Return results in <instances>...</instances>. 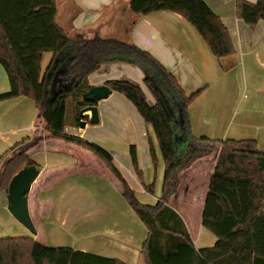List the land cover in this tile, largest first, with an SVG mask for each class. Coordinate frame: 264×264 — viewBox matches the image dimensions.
I'll return each mask as SVG.
<instances>
[{
    "label": "trees",
    "instance_id": "1",
    "mask_svg": "<svg viewBox=\"0 0 264 264\" xmlns=\"http://www.w3.org/2000/svg\"><path fill=\"white\" fill-rule=\"evenodd\" d=\"M128 2L131 12L137 16L161 11L182 16L218 60L235 54L227 29L203 0ZM235 16L248 26L256 25L264 20V0L254 4L235 0ZM56 17L55 0H0V65L10 86L9 92L0 94V102L30 99L49 140L90 153L107 168L147 230L141 249L144 264H264V153L259 151L255 141L194 137L187 127L185 151L177 155L173 111L178 107L185 113L200 91L187 97L176 79L155 58L130 42L98 36L88 39L82 34L67 36ZM45 53H51L52 59L42 74L41 61ZM109 63L138 67L143 74V84L155 99L150 105L141 87L128 80L104 83L111 92L119 93L130 102L144 124L153 130L164 163L161 197L153 206L138 202L107 151L65 132L68 126L66 101L73 104L74 126L78 127V113L89 105L82 101L91 88L87 78ZM27 143H30L29 138L7 148L0 156V192L5 195L11 178L18 171L30 166L38 169L32 154H28L33 146L7 158L18 146ZM217 149L219 157L201 217V226L216 242L210 248L196 249L183 219L168 202L177 195L179 174ZM129 153L136 167L134 146ZM150 156L154 161L151 144ZM144 190L151 193L152 186H144ZM0 264L122 263L69 248L46 247L25 236L0 238Z\"/></svg>",
    "mask_w": 264,
    "mask_h": 264
},
{
    "label": "crops",
    "instance_id": "2",
    "mask_svg": "<svg viewBox=\"0 0 264 264\" xmlns=\"http://www.w3.org/2000/svg\"><path fill=\"white\" fill-rule=\"evenodd\" d=\"M55 1L56 22L67 36L82 34L89 39L96 34L101 36V32H110L111 27L120 26L125 41L136 45L155 58L176 79L187 97L200 91L185 113L178 107L173 111L172 126L177 155L185 151L187 127L194 137H206L218 141L253 140L259 151L264 153V20L254 26H248L236 18L235 0H203L220 18L235 50L233 56L218 60L212 55L195 28L178 14L161 11L137 16L131 12L128 0L125 4L121 2L122 0ZM245 1L254 4L257 0ZM51 59V53L42 55V74ZM137 69L138 67L123 63L104 64L88 76V85L90 87L104 86V83L109 80H128L139 85L146 97V92L149 91L143 84V74H140V69L139 71ZM242 89L248 93V98H242ZM9 90L7 75L0 65V94L7 93ZM115 93L111 92V95ZM110 96L107 101L101 100L95 105L99 117L97 125L86 124L84 128H81L79 123L78 127H75L74 123L70 122L67 111L68 126L65 132L87 139L88 131H96L100 129L98 127L104 128L100 122V110L104 103L112 100ZM117 97L116 106H112L113 110L110 113L113 118V132L120 131L119 128L115 129L114 125L119 127L121 122L125 121L126 115L139 123L134 107L127 104L122 95L119 94ZM66 102L71 105L74 113L71 101ZM25 138L31 139L30 143L40 144L39 150L42 151L43 156L39 164L43 165L36 180L39 192L36 196L39 203L51 204L50 210L46 212L55 220L62 216L69 218L74 213L75 208L69 207V204L71 206L74 201L73 191L70 187L67 189L62 187L71 174H80L85 178L98 175L112 180L110 172L96 162L98 160H93L90 153L49 140L44 123L30 99L18 98L0 102V156L7 148ZM150 143H153L151 138L149 149ZM144 149L143 147L142 153ZM138 150L139 146H136V154ZM107 151L112 157L113 165L127 182L128 179L123 171L130 174V168L126 167L124 158L120 156L121 159L118 160L113 157L117 153L115 147L112 151L109 149ZM118 152L121 155L120 150ZM206 158L209 156L196 161L189 169L179 174L178 193L173 200H177V207L179 203L186 202V204L182 208L179 207V210L173 207L175 204L171 206L185 221L196 249L210 248L216 242L215 237L209 238L210 245L197 247L186 222L187 218L192 217L194 211L202 217L215 160L212 156V159L207 162L209 168L206 174L199 173L194 165L204 163ZM147 161L149 163L150 160L147 158ZM203 178L205 181L201 184ZM128 183L130 184L129 181ZM135 183L138 184L136 179ZM182 186L185 190L183 197L180 196ZM130 187L136 192V185L130 184ZM199 187H201L200 191ZM69 194L71 197H67ZM6 206V200L0 202V213L6 214ZM183 208L188 209L186 214L179 213ZM29 214H31L30 210ZM30 217L32 220L31 215ZM78 251L86 252L83 248Z\"/></svg>",
    "mask_w": 264,
    "mask_h": 264
},
{
    "label": "rangeland",
    "instance_id": "3",
    "mask_svg": "<svg viewBox=\"0 0 264 264\" xmlns=\"http://www.w3.org/2000/svg\"><path fill=\"white\" fill-rule=\"evenodd\" d=\"M121 2L125 4L127 0H122ZM94 36L98 35L96 34L89 38ZM98 37L102 39H117L125 41V38L122 37L120 26H116L115 28L111 27L110 32H101V36ZM137 70L139 71V68ZM139 72L142 74L141 71ZM114 95L116 96L115 98L112 97ZM114 95L110 96L112 100L109 101V103H104L100 110V122H102L104 128L98 127L100 129L96 131H88L87 137L89 139L87 138L86 140L99 146L105 151H107V149L112 151L113 147H115L117 153L114 154L113 157L120 160L121 156L124 158L126 167L130 168V174L125 170L123 172L130 184L136 185L137 187L135 192V190H132L130 187L128 181L126 182L130 189L135 193L136 199L140 204L153 206L161 197L164 173V163L153 130L150 126L145 125L143 120L136 113L139 123L126 115L125 121L121 122L119 127L114 125L115 129L119 128L120 131L113 132V118L110 113L111 110H113L112 106H116V98H118L117 96H119V94L115 93ZM241 95L244 99L249 97L244 89H242ZM146 97L150 105L155 103V99L151 93L146 92ZM121 98L125 100L123 97ZM107 100L108 99L102 100V102ZM125 102L130 104L126 100ZM66 105L69 120L71 123H74V113L71 105L68 104V102H66ZM89 114L90 112L83 113V115ZM87 120L88 117L85 116L82 117L81 120L78 119V122H85ZM89 120L88 122H85L87 125H90ZM150 138L153 140V143L150 144L155 153L154 161L151 160L150 156ZM35 144L32 142L30 144L27 143L20 145L8 154L7 158L33 146V149L29 150L28 154H33V160L38 165V170L40 171L43 164H39V161H41L40 159L43 154L42 151L39 150L40 144ZM147 144L148 147H146ZM130 146H134L135 151L136 146H139L138 153L136 154V167L132 164L131 157L129 156ZM143 147L145 149L142 153ZM118 150H120L121 155ZM219 151L220 150L217 149L211 156H209V158L204 160V163L200 165H197V163L194 165L199 173L206 174L209 168V163L207 162L212 159V156L216 162L219 157ZM90 156L93 160H97L91 154ZM146 157L150 160L149 163ZM6 160H4L3 163H5ZM96 162L101 164L107 170L100 161ZM1 171L0 168V172ZM135 179L138 184L135 183ZM204 181L205 178H203V182L200 183L203 184ZM144 186H152V192L150 193L144 190ZM62 187L64 189L70 187L74 194V201L71 203V206L69 204V207L75 209L74 213H72L69 218H64V216H62L60 219L56 218L55 220L51 214L46 212L50 210L51 204L43 205L37 201L36 195H38L39 192L38 185L35 181L27 198L36 234L32 235L23 225L18 223L8 211H5L6 214L3 212L0 213V238L26 236L31 237L34 241L50 248H69L75 251L83 248L90 254L93 253L100 256H107L118 260L122 264H144L141 249L147 237V230L122 196L121 187L113 177L112 180H108L99 177L98 175L85 178L80 174H71L69 180H66ZM200 190L201 187H199V191ZM183 191L185 190L182 186L180 188V196L182 197L184 193ZM70 195L71 194L67 195V197H71ZM5 200L6 195L3 193L0 195V202H5ZM176 202L177 200L174 201L173 198H171L168 204L170 207L174 204L175 206L173 207H177L176 205L178 203L176 204ZM185 204L186 202L179 203L177 210H179V207L182 208ZM191 210L192 209H190V211ZM187 212L188 209L183 208L179 213L186 214ZM41 215L42 217H40ZM186 222L197 247H207L210 245L208 242L209 238L214 239V236L201 226V216H198L197 211L192 212V217L187 218Z\"/></svg>",
    "mask_w": 264,
    "mask_h": 264
},
{
    "label": "water",
    "instance_id": "4",
    "mask_svg": "<svg viewBox=\"0 0 264 264\" xmlns=\"http://www.w3.org/2000/svg\"><path fill=\"white\" fill-rule=\"evenodd\" d=\"M111 95V90L106 86L91 87L82 97L84 103L89 105L82 108L78 119L81 120L85 112H90L89 123L98 124L97 109L92 103L107 99ZM85 122L80 121V127L84 128ZM39 171L36 166H30L18 171L10 180L7 188L6 210L21 225H23L32 235L36 234L35 227L31 220L28 209V194L31 186L37 180Z\"/></svg>",
    "mask_w": 264,
    "mask_h": 264
},
{
    "label": "built area",
    "instance_id": "5",
    "mask_svg": "<svg viewBox=\"0 0 264 264\" xmlns=\"http://www.w3.org/2000/svg\"><path fill=\"white\" fill-rule=\"evenodd\" d=\"M86 117H88V120L90 119V114L89 115H86ZM88 120L87 121H85V122H88Z\"/></svg>",
    "mask_w": 264,
    "mask_h": 264
}]
</instances>
